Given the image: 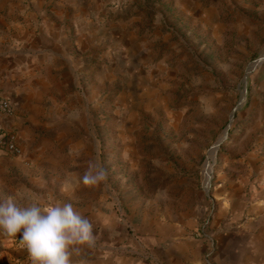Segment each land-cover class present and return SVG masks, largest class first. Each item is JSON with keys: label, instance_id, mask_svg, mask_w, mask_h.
Wrapping results in <instances>:
<instances>
[{"label": "rangeland", "instance_id": "rangeland-1", "mask_svg": "<svg viewBox=\"0 0 264 264\" xmlns=\"http://www.w3.org/2000/svg\"><path fill=\"white\" fill-rule=\"evenodd\" d=\"M89 11L92 57L29 73L24 145L43 162L46 202L93 223L95 243L74 264H152L214 235L231 181L249 198L264 188V0H106ZM90 163L105 181L83 183ZM8 239L0 264H31Z\"/></svg>", "mask_w": 264, "mask_h": 264}, {"label": "crops", "instance_id": "crops-1", "mask_svg": "<svg viewBox=\"0 0 264 264\" xmlns=\"http://www.w3.org/2000/svg\"><path fill=\"white\" fill-rule=\"evenodd\" d=\"M102 2L106 0H0V96L14 107L12 115L0 114V126L18 133L22 149L18 157L0 152V201L19 190L47 204L43 162L24 145L25 107L32 89L29 73L59 61L83 66L84 57H92L83 41L85 32L94 37V27L85 17L91 14L89 8ZM230 184L212 222L214 235L206 243L178 244L166 251H170L167 259L156 257L152 264H264V188L249 198L247 192L237 191L243 182ZM73 207L82 214L86 211ZM0 240L9 239L0 236ZM126 259L113 263L151 264L146 258Z\"/></svg>", "mask_w": 264, "mask_h": 264}, {"label": "clouds", "instance_id": "clouds-1", "mask_svg": "<svg viewBox=\"0 0 264 264\" xmlns=\"http://www.w3.org/2000/svg\"><path fill=\"white\" fill-rule=\"evenodd\" d=\"M82 179L96 185L107 179V172L90 163ZM18 234L31 264H74V254L95 243L93 223L72 203L44 204L19 190L0 201V236Z\"/></svg>", "mask_w": 264, "mask_h": 264}, {"label": "built area", "instance_id": "built-area-1", "mask_svg": "<svg viewBox=\"0 0 264 264\" xmlns=\"http://www.w3.org/2000/svg\"><path fill=\"white\" fill-rule=\"evenodd\" d=\"M14 107L10 100L0 96V114L12 115ZM0 152L13 157H18L22 153L19 143V136L15 130L5 129L0 126ZM16 238H20L19 234Z\"/></svg>", "mask_w": 264, "mask_h": 264}]
</instances>
